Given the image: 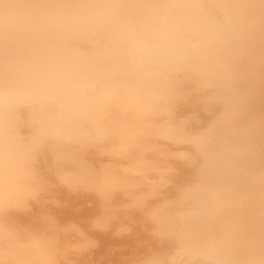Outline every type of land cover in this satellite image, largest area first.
Masks as SVG:
<instances>
[{"label":"bare ground","instance_id":"obj_1","mask_svg":"<svg viewBox=\"0 0 264 264\" xmlns=\"http://www.w3.org/2000/svg\"><path fill=\"white\" fill-rule=\"evenodd\" d=\"M0 264H264V0H0Z\"/></svg>","mask_w":264,"mask_h":264}]
</instances>
